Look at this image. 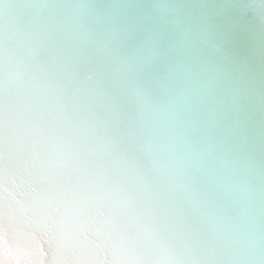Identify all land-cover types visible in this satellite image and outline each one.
I'll list each match as a JSON object with an SVG mask.
<instances>
[{
    "label": "snow or ice",
    "instance_id": "1",
    "mask_svg": "<svg viewBox=\"0 0 264 264\" xmlns=\"http://www.w3.org/2000/svg\"><path fill=\"white\" fill-rule=\"evenodd\" d=\"M19 232L46 264H264V0H0Z\"/></svg>",
    "mask_w": 264,
    "mask_h": 264
},
{
    "label": "bare ground",
    "instance_id": "2",
    "mask_svg": "<svg viewBox=\"0 0 264 264\" xmlns=\"http://www.w3.org/2000/svg\"><path fill=\"white\" fill-rule=\"evenodd\" d=\"M25 3L44 5L51 0H24ZM67 5L85 3L86 0H59ZM157 2H168V0H157ZM42 10V9H41ZM246 242L259 248V224L258 216L256 231L246 238ZM43 242L26 232L5 234L0 237V264H46L45 257L41 255Z\"/></svg>",
    "mask_w": 264,
    "mask_h": 264
}]
</instances>
